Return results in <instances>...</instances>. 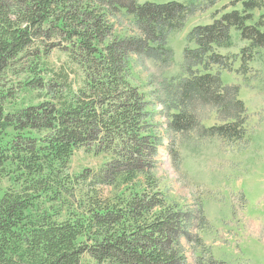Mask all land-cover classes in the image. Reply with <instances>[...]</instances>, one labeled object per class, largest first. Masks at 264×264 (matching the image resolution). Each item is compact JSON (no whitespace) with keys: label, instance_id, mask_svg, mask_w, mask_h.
I'll return each instance as SVG.
<instances>
[{"label":"trees","instance_id":"trees-1","mask_svg":"<svg viewBox=\"0 0 264 264\" xmlns=\"http://www.w3.org/2000/svg\"><path fill=\"white\" fill-rule=\"evenodd\" d=\"M194 12L178 1L0 0V264H190L182 241L204 246L203 208L195 222L158 189L160 139L131 64L174 63L170 37ZM118 16L131 20L128 31ZM232 28L249 44L245 74L264 51V0H243L188 33L182 73L164 83L169 130L245 137V103L221 77L232 69L220 52L232 47ZM54 51L68 60L52 64ZM211 106L220 123L206 127L199 109ZM79 149L109 160L74 173Z\"/></svg>","mask_w":264,"mask_h":264},{"label":"rangeland","instance_id":"rangeland-1","mask_svg":"<svg viewBox=\"0 0 264 264\" xmlns=\"http://www.w3.org/2000/svg\"><path fill=\"white\" fill-rule=\"evenodd\" d=\"M170 1L195 9L184 31L170 37L175 62L162 66L152 60L134 57L131 63L134 81L149 104V121L160 139L157 166L153 171L158 179V189L171 205L176 204L177 208L188 212L195 222V217L199 220V207L204 210L207 224L199 232L204 246L182 241L190 264H196L197 260L207 262L210 257L225 264H264V51L258 52L248 64L249 70H243V74L242 50L249 44L242 40L237 29L231 30L232 47L220 49L233 60L232 69L222 71V81L239 88L238 96L246 106L247 130L242 141L228 142L209 135L202 138L196 132L184 135L169 130L164 83L167 76L182 73L188 33L197 24H209L215 18H221L235 5L240 8L243 0H140L141 3L158 4ZM114 21L123 33L132 25L125 17L118 16ZM67 60L64 52L54 51L51 56V63L56 66ZM19 80L10 75L6 79L7 86L16 85ZM27 99L25 94L23 100ZM15 104L9 108L24 106ZM199 114L206 127L220 123L211 107L200 108ZM108 160L105 153L79 149L70 159L71 171H96ZM8 186V181L4 180L2 191ZM103 190L106 195L112 194L113 187L106 186Z\"/></svg>","mask_w":264,"mask_h":264},{"label":"bare ground","instance_id":"bare-ground-1","mask_svg":"<svg viewBox=\"0 0 264 264\" xmlns=\"http://www.w3.org/2000/svg\"><path fill=\"white\" fill-rule=\"evenodd\" d=\"M188 8V7H187ZM187 10V9H186ZM189 12V11H188ZM184 31V30H183ZM261 50H263V49H261ZM250 52V51H249ZM236 91V90H235ZM166 103V102H165ZM200 107V106H199ZM219 107V106H218ZM210 108V107H209ZM211 108H212V106H211ZM215 108V107H214ZM222 111V110H221ZM226 116V115H225ZM236 116V115H235ZM168 117V116H167ZM172 130V129H171ZM200 133H201V131H200ZM219 136V135H218ZM197 208V207H196ZM196 228V227H195Z\"/></svg>","mask_w":264,"mask_h":264}]
</instances>
